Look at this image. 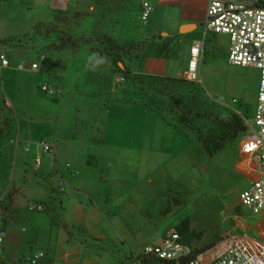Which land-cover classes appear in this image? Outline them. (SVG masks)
Wrapping results in <instances>:
<instances>
[{
  "label": "rangeland",
  "instance_id": "1",
  "mask_svg": "<svg viewBox=\"0 0 264 264\" xmlns=\"http://www.w3.org/2000/svg\"><path fill=\"white\" fill-rule=\"evenodd\" d=\"M53 1L64 2L63 13H58L54 25H46L53 20ZM260 2L264 4V0ZM91 6H94L92 10ZM140 8L138 0H109L98 5L96 0H0V55L13 62L10 70L0 67V128L15 123L16 133H22L25 141L20 153L24 148L38 149L41 163L35 165L41 170H47L51 166L48 160L53 158V155L46 154V158L42 155V143L49 141L48 130L61 131L70 126L72 116L78 119L73 120V133L79 130H82L80 133H94L95 143L104 140L106 135L107 113L103 104L90 102L83 88L77 91L70 88L72 71L68 68L72 60L83 64L89 50L91 77L99 88L97 96L108 97L109 86L122 82L116 83V70L104 68L98 50L100 42L111 38L119 45L129 46L130 51L121 58L120 67L136 69L140 47L147 39L145 35L149 39L153 33L162 37L169 34L168 27L162 33L158 30L163 13L153 11L148 24H144ZM62 33L74 39H92L93 45H81L77 51L65 50L61 74L66 76L68 85L59 88L55 80H50L49 89L53 94L49 96L41 90V73L20 71L16 67L19 63L27 67L33 60L42 62L49 37H61ZM216 38V47H208L205 61L200 63V82L196 85L203 89L206 103L219 113L236 112L252 122L259 71L231 65L227 59L229 37L220 34ZM72 52L77 54H68ZM152 52V45L148 46L146 53ZM60 81L61 77L58 83ZM154 90L164 91V88L155 87ZM71 91L75 95H71ZM157 100L166 103L162 97ZM47 110L55 116L43 117ZM168 120L180 124L176 117L169 116ZM167 123L165 121L167 128L160 126L164 125L161 122L147 132L143 127L147 123L140 121L136 134L127 138L128 148L99 147L100 152L95 153L103 156L100 165H76L79 170L76 179L88 181L85 191L94 197L96 209L105 217H98L93 232L89 230L78 237L91 244L90 253L101 256V264H112L114 259H118L119 264H134L133 256L143 254L148 245L159 243L186 219L190 220L192 230L201 235L200 239L192 241V247L204 251L216 248L232 236H258L262 230V216L253 214L240 200L241 193L251 184L247 162L241 154L243 138L252 136L249 129L236 142L211 157L195 136L183 135ZM128 132L131 133V129ZM66 162L63 155L56 170L66 174ZM90 162L94 163V157ZM104 167L107 170L102 171ZM30 173L35 190H44L46 181L41 174L35 168L30 169ZM94 233L100 240H95ZM34 250L38 251V246Z\"/></svg>",
  "mask_w": 264,
  "mask_h": 264
},
{
  "label": "crops",
  "instance_id": "2",
  "mask_svg": "<svg viewBox=\"0 0 264 264\" xmlns=\"http://www.w3.org/2000/svg\"><path fill=\"white\" fill-rule=\"evenodd\" d=\"M138 1L142 2L143 0ZM149 1L153 4V11L158 10L164 16L163 22L158 25L159 32L162 33L166 29L165 27H168L170 32L163 34V37L153 33L149 39L145 35L144 39L146 37L147 39L139 50L138 68H131V70L134 73L153 76L182 78L189 50L193 44L204 43L201 59L203 62L208 47H216L217 35L207 33L205 27L208 0ZM63 4V1H53V20L46 22V25L55 24L58 13H63ZM123 6L124 4L121 7L123 8ZM93 8L94 6L90 7L91 10ZM183 25H191L192 31L180 34L179 29ZM49 38H47L49 42L44 47L45 51L41 57L44 60L40 62L38 69L30 71L43 75L42 85L46 84L50 87V80H55L59 88L63 86L65 88L68 85L66 76L63 77L61 73L64 72L62 59L66 52L50 48L51 45L57 44L58 40L53 35ZM151 45L153 52L148 55L146 50ZM88 52L89 50L83 64L72 60V65L68 68L72 71L70 88L75 91L83 88L85 97L90 102L102 103L105 107L107 116L105 118L104 145H98L94 142V133H86L85 131V133H80L82 130L73 133V120H78L77 116L74 115L70 126L61 129V131L53 128L48 130L46 135L49 141L44 143L52 145L54 152L49 154L53 155V158L48 160L49 163L51 162V166L47 170L44 168L43 171L34 163L38 149L27 151L24 148L20 153V148L25 141L21 137L22 133H16V125L13 122L7 137L0 142V202L2 203L0 217L5 231L4 244L0 245V264H22L23 258L35 255L36 252H43L45 255L39 264H101V256L90 253L91 244L86 240L83 242L78 237V235L87 234L89 230L93 232L92 229H94L98 217H105L100 215L102 213L96 209L94 197L85 191L88 188V181L76 179L79 174L76 165L78 163L91 164L95 167L100 165L103 156L99 153V147L112 149L125 146L128 148L129 139L127 138L130 134H136L140 121L147 123L143 126L147 128V132H151V126H159L161 122H164V125L160 126H165V120L160 118L159 114L137 107L131 102L130 98L134 92V86L129 82L112 84L108 88V97H98L99 88L88 81V66L91 61ZM68 54L72 56L76 55L77 52ZM10 62L12 67L11 58ZM33 62L36 60L30 62L28 67ZM8 69L10 70V68ZM59 77L62 78L61 83H58ZM117 77L118 75L114 79ZM124 91L128 93H124ZM50 92L46 94L51 96L53 92L51 90ZM73 93L71 91V95ZM47 102L50 103V101ZM58 112L61 113L60 110ZM44 114L43 117H47V119L55 116L50 110L45 111ZM129 129H131V133L128 132ZM247 138L249 137L243 138V140ZM82 146L83 149H80ZM97 150L99 152L95 153ZM46 154L42 151L45 158ZM63 155L67 159L65 168L68 171L66 174L56 170V165ZM93 157L94 163H91L90 158ZM68 164L71 167H67ZM32 168H35L36 172L41 174V177L46 181L44 190L40 188L39 191L35 190L36 185L30 173ZM104 170L107 168L104 167L102 171ZM250 178L252 180L251 175ZM53 182L54 184H52ZM8 197L11 199L7 200ZM30 203L43 204L47 209L43 213L31 212L27 209ZM93 235H95L96 241L100 240V236H96V233ZM37 246L38 251H35ZM138 256H133L134 264H138ZM112 264H119V260L114 259ZM120 264L122 263L120 262Z\"/></svg>",
  "mask_w": 264,
  "mask_h": 264
},
{
  "label": "built area",
  "instance_id": "3",
  "mask_svg": "<svg viewBox=\"0 0 264 264\" xmlns=\"http://www.w3.org/2000/svg\"><path fill=\"white\" fill-rule=\"evenodd\" d=\"M153 10V4L149 0L141 2L140 19L144 24H148ZM205 27L209 34L229 37L227 59L231 65L251 67L259 71L254 120L246 121L252 136L241 143V154L247 162L252 180L250 186L241 193L240 200L253 214L262 216L263 227L259 236L243 234L228 238L223 244L207 251L192 247L184 242L181 234L172 231L159 243L148 245L143 254L137 257L138 264H264V4L260 0H208ZM203 50L202 42L190 47L183 73L188 82H200L199 69ZM43 60L44 58L40 61ZM39 64L40 62H33L26 67L20 63L16 68L20 71L36 70ZM0 67H11L9 58L3 54L0 55ZM115 81L124 82V78L118 76ZM41 90L51 93L46 84L41 86ZM42 149L47 154L54 152V147L47 143H42ZM26 150L30 151L28 148ZM40 162L41 159L36 154L34 163L38 166ZM67 167L71 166L68 164ZM27 209L43 213L47 207L30 203ZM4 238L5 231L0 219V245ZM44 256L43 252H38L23 258L22 264H39Z\"/></svg>",
  "mask_w": 264,
  "mask_h": 264
},
{
  "label": "trees",
  "instance_id": "4",
  "mask_svg": "<svg viewBox=\"0 0 264 264\" xmlns=\"http://www.w3.org/2000/svg\"><path fill=\"white\" fill-rule=\"evenodd\" d=\"M101 1L109 0H97V4ZM61 35V37H57L58 43L52 45V48L59 51H77L81 45H93L92 39H74L71 35L65 33ZM100 43L98 44L101 47L98 50L104 61V68L112 71L116 70L117 75L134 86L135 92L131 95V102L137 107L156 112L160 118L168 121L179 133L189 137L190 135L195 136L209 156L212 157L222 152L227 146H230L240 136L248 132L246 120L241 114L236 112L219 113L212 105L206 103L203 89L196 83L188 82L184 78L134 73L128 67L121 68L120 64L123 60L121 58L128 55L130 47L119 45L111 38H104ZM91 68L92 64L88 66L89 83L95 85V81L91 77ZM155 87L164 88V91L154 90ZM135 88L138 90H135ZM158 97L164 98L166 103L158 101ZM169 116L176 117L180 124L177 125L172 120L169 121ZM12 124L13 122L4 124L0 128V142L7 137ZM97 143L104 142L102 140ZM10 199V197L7 198V200ZM1 204L0 202V209L2 208ZM174 231L181 234L184 242L188 244L201 238L199 233L192 230L189 219L177 225Z\"/></svg>",
  "mask_w": 264,
  "mask_h": 264
},
{
  "label": "water",
  "instance_id": "5",
  "mask_svg": "<svg viewBox=\"0 0 264 264\" xmlns=\"http://www.w3.org/2000/svg\"><path fill=\"white\" fill-rule=\"evenodd\" d=\"M191 25H183L180 27L179 29V33L180 34H186V33H190L192 30L190 29ZM196 29V28H195Z\"/></svg>",
  "mask_w": 264,
  "mask_h": 264
}]
</instances>
